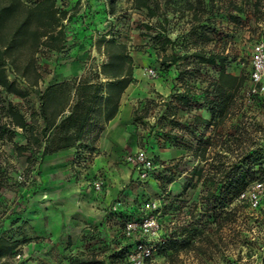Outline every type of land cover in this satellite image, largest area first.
Masks as SVG:
<instances>
[{"label":"rangeland","instance_id":"1","mask_svg":"<svg viewBox=\"0 0 264 264\" xmlns=\"http://www.w3.org/2000/svg\"><path fill=\"white\" fill-rule=\"evenodd\" d=\"M56 1L73 13L64 22L66 42L77 45L72 51H58L55 58L48 50L38 53L44 72L40 86L54 79L63 62L59 56L103 57L96 39L102 33L114 36L128 45L131 54L152 56L153 65L146 69L160 73L148 77L166 82L169 88L165 95L153 89V97L136 101L138 146L144 144L153 155L155 146H179L183 151L163 161L170 164L159 170L154 181L132 175V206L111 209L101 230L94 229L87 239L68 238L49 248L45 245L49 235L34 234L23 213L45 182L44 161L37 146L19 148L27 131L10 124L6 113L10 103L39 128L38 95L29 89L22 96L7 93L0 86V235L20 240L1 262L69 264V257L79 256L114 264L130 247V238L123 234L127 214L138 216L139 201L158 198L164 240L156 245L151 264H222L227 259L264 264V219L255 220L237 203L233 188V179L241 173L240 187L264 176V92L252 93L249 80L254 48L264 43V0H149L155 10L152 16L146 8L132 7L131 0H115L112 10L108 0ZM196 50L223 55L226 70L243 77L231 102L220 114L209 115V123L195 120L199 115L195 110L209 113L207 101L212 98L218 66L199 62L193 54ZM168 55L177 60L170 63L165 60ZM18 85L26 89L24 83ZM189 110L193 116L182 113ZM253 155L257 162H252Z\"/></svg>","mask_w":264,"mask_h":264},{"label":"trees","instance_id":"2","mask_svg":"<svg viewBox=\"0 0 264 264\" xmlns=\"http://www.w3.org/2000/svg\"><path fill=\"white\" fill-rule=\"evenodd\" d=\"M114 2L108 0L111 10ZM131 5L134 8H146L150 16L155 14L149 0H131ZM72 14L66 7L57 4L56 0H0V86L7 93L20 96L25 95L27 89L35 92L39 99L37 114L41 125L36 128L34 124H29L23 113L10 103L6 111L8 122L27 131L26 142L19 148L37 146L41 158L46 153L77 145L100 97H103L104 122L109 120L117 110L120 94L129 82L135 80L132 77V57L128 45L102 33L96 39L95 46L107 59L101 63L99 71L92 73V77L98 78L101 73L109 78L104 84L97 78L89 81L81 77L78 80L67 78L51 82L40 88L42 74L38 53L42 50H62L66 42L67 26L64 22ZM164 40L170 42L169 38ZM193 54L201 63L218 66L217 77L210 91L212 98L207 101L212 117L216 111L219 114L224 111L231 102L233 91L242 84L243 77L226 70L225 57L221 54H206L201 50ZM166 59L173 63L177 56L168 55ZM9 74L12 78H9ZM18 81L24 83L26 89H21ZM194 118L209 123L200 115ZM155 158L160 160L157 156ZM252 162H257L254 155ZM242 175L233 179L236 194L244 188L239 185ZM190 234L189 231L187 238ZM19 243L18 239L0 235V262L13 253ZM68 260L69 264H101L94 257L76 256Z\"/></svg>","mask_w":264,"mask_h":264},{"label":"crops","instance_id":"3","mask_svg":"<svg viewBox=\"0 0 264 264\" xmlns=\"http://www.w3.org/2000/svg\"><path fill=\"white\" fill-rule=\"evenodd\" d=\"M74 46L65 42L62 49L70 48L72 51L76 47ZM48 51L55 53L54 58L58 55V51ZM131 57L132 77L135 80L129 82L120 94L115 114L104 122L103 97H100L90 113L77 145L42 156L46 179L38 189L37 197L32 199L31 206L23 213L28 215V222L34 234L49 235L45 243L49 248L60 246V243L68 238L75 241L87 239V235L94 229L101 230L102 225L109 221V212L115 202L120 201L121 207L133 204L135 189L129 182L133 174L122 160V154L139 147L134 106L141 98L153 97V89L165 95L169 88L166 82L154 79L153 83L148 77L146 68L153 65L152 56L131 54ZM58 58L63 62L53 74L54 79L45 85L67 78L78 80L86 77L89 81H94L97 77L94 79L92 73L99 71L101 63L107 59L105 55L94 57L90 53H74ZM38 62L42 63L39 59ZM41 74H44L42 69ZM97 79L104 84L109 78L99 73ZM191 111L182 113H185V116H193ZM195 112L210 121V113L204 108H198ZM191 120L194 121L192 117ZM194 124L196 127L199 125ZM152 149H157L155 154L162 161L170 160L183 151L179 146H155ZM96 177L104 179L105 185L101 191L94 190L91 185V181Z\"/></svg>","mask_w":264,"mask_h":264},{"label":"built area","instance_id":"4","mask_svg":"<svg viewBox=\"0 0 264 264\" xmlns=\"http://www.w3.org/2000/svg\"><path fill=\"white\" fill-rule=\"evenodd\" d=\"M159 73V69H147V74L151 78L158 77ZM249 80L252 93L264 92L263 42L256 44L254 48ZM155 156L149 153L142 144L135 150L125 151L122 154V160L129 166L136 178L150 182L156 180L159 170L165 169L170 164V162L157 160ZM91 185L94 190L101 191L105 182L103 178L96 177L91 181ZM235 200L248 210L255 220L264 219V176L253 180L241 189L236 194ZM139 205L141 213L138 216L128 213L124 220L123 234L130 238V247L122 251L114 264H151L156 245L164 240L159 216L160 199L139 201ZM120 208V201L115 202L111 207L112 210ZM16 256L19 257L20 254L16 253ZM222 264L241 263L234 259H227Z\"/></svg>","mask_w":264,"mask_h":264}]
</instances>
